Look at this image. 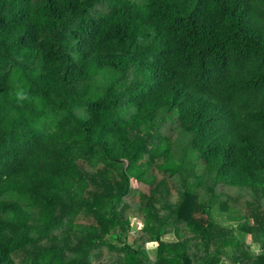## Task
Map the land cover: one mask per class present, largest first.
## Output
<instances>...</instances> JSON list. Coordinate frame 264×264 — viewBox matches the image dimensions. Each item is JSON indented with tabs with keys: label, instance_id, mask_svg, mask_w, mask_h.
Instances as JSON below:
<instances>
[{
	"label": "trees",
	"instance_id": "16d2710c",
	"mask_svg": "<svg viewBox=\"0 0 264 264\" xmlns=\"http://www.w3.org/2000/svg\"><path fill=\"white\" fill-rule=\"evenodd\" d=\"M224 260L264 264V0H0V264Z\"/></svg>",
	"mask_w": 264,
	"mask_h": 264
},
{
	"label": "rangeland",
	"instance_id": "374dc122",
	"mask_svg": "<svg viewBox=\"0 0 264 264\" xmlns=\"http://www.w3.org/2000/svg\"><path fill=\"white\" fill-rule=\"evenodd\" d=\"M97 80H100V78H97ZM95 94L96 95H99L100 94V90H97L95 91ZM136 186V183L134 181H132V187H135ZM240 215H243V213H239V212H235V211H231L227 214H220V215H217L216 219L217 221L219 222V224H221V226L223 227V229H227L228 231H232V230H236L237 229V226H238V218L240 217ZM131 223L132 225H135L138 227H140V223L138 221H135L134 219L131 220ZM243 237L245 239V241H247V243H249V236H246V233L244 232L243 233ZM173 239V238H171ZM155 247L154 244L150 243V244H147L145 249L147 251H152V249ZM251 250L253 252H256L258 247L255 246L254 244L251 245ZM224 264H227V261H223Z\"/></svg>",
	"mask_w": 264,
	"mask_h": 264
},
{
	"label": "clouds",
	"instance_id": "9594fccd",
	"mask_svg": "<svg viewBox=\"0 0 264 264\" xmlns=\"http://www.w3.org/2000/svg\"><path fill=\"white\" fill-rule=\"evenodd\" d=\"M16 98L20 101L25 100L27 98L26 94L23 92L18 91L16 93Z\"/></svg>",
	"mask_w": 264,
	"mask_h": 264
}]
</instances>
